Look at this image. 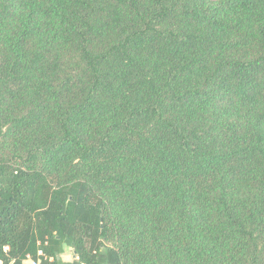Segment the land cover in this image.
<instances>
[{
  "label": "trees",
  "instance_id": "obj_1",
  "mask_svg": "<svg viewBox=\"0 0 264 264\" xmlns=\"http://www.w3.org/2000/svg\"><path fill=\"white\" fill-rule=\"evenodd\" d=\"M28 255L264 264V0H0V261Z\"/></svg>",
  "mask_w": 264,
  "mask_h": 264
},
{
  "label": "crops",
  "instance_id": "obj_2",
  "mask_svg": "<svg viewBox=\"0 0 264 264\" xmlns=\"http://www.w3.org/2000/svg\"><path fill=\"white\" fill-rule=\"evenodd\" d=\"M70 249H72V248L69 247V246H66V247H65V251H64V253L61 255L62 258H64L65 261H72V260L75 258V254H74V258H73V259H66V258H65L66 255L69 253V250H70ZM0 264H1V261H0Z\"/></svg>",
  "mask_w": 264,
  "mask_h": 264
},
{
  "label": "built area",
  "instance_id": "obj_3",
  "mask_svg": "<svg viewBox=\"0 0 264 264\" xmlns=\"http://www.w3.org/2000/svg\"><path fill=\"white\" fill-rule=\"evenodd\" d=\"M39 254H43L42 250L39 251ZM27 262L29 264H39L40 262L37 260H34L30 255L27 256Z\"/></svg>",
  "mask_w": 264,
  "mask_h": 264
},
{
  "label": "rangeland",
  "instance_id": "obj_4",
  "mask_svg": "<svg viewBox=\"0 0 264 264\" xmlns=\"http://www.w3.org/2000/svg\"><path fill=\"white\" fill-rule=\"evenodd\" d=\"M66 259H73L74 258V252L73 249L69 250V253L65 257ZM64 259V258H63Z\"/></svg>",
  "mask_w": 264,
  "mask_h": 264
}]
</instances>
